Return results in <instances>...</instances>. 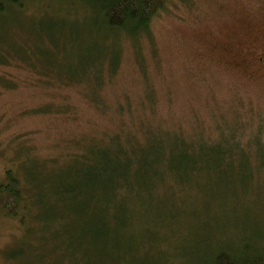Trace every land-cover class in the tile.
Listing matches in <instances>:
<instances>
[{"label":"rangeland","instance_id":"1","mask_svg":"<svg viewBox=\"0 0 264 264\" xmlns=\"http://www.w3.org/2000/svg\"><path fill=\"white\" fill-rule=\"evenodd\" d=\"M92 20V12L54 0H25L22 10L0 14V182L11 169L22 188L16 215L0 209V264L99 262L97 245L82 235L78 205L55 188L121 115L128 117L124 131L139 115L164 120L175 133L205 129L214 138L227 122L264 130V0H167L150 33L138 37L106 39L92 33ZM248 169L249 184L226 188L240 207L214 213L223 214L215 229L228 228L230 241L240 229L236 218L243 217L241 232L259 221L264 229V169ZM183 188L154 185L147 207L124 199L132 214L122 235L108 239L106 264H190L206 250L211 240L199 242L184 223L200 196L188 190L187 199ZM164 199L183 217L172 219L165 206L155 214Z\"/></svg>","mask_w":264,"mask_h":264},{"label":"trees","instance_id":"2","mask_svg":"<svg viewBox=\"0 0 264 264\" xmlns=\"http://www.w3.org/2000/svg\"><path fill=\"white\" fill-rule=\"evenodd\" d=\"M24 1L0 0V14L11 8L22 10ZM54 1L92 12L90 30L96 29L92 33H101L106 39L112 35L138 37L149 34L152 21L167 3V0ZM88 52V56L93 57V50ZM114 74L110 75L113 77ZM104 75L101 71L96 76L101 81L99 85L104 83ZM102 87L103 84L99 87L100 92ZM151 102L154 108L150 112L153 113L155 102ZM136 118L138 124L131 120L130 131H124L128 127L126 115L116 118L112 128L103 129L109 132L100 137L98 147H86L78 168L72 165L68 173L57 178L60 185L55 191L70 196L72 208L75 203L78 205L76 212L83 218L82 235L89 237L91 245H97L95 253L99 262L89 264H106L109 260L106 256L109 252L108 239L113 235L121 236L120 230L128 225L131 212L126 208L124 199L134 196L138 205L147 207L156 195L154 185L168 186L170 182L184 187L181 191H185V198L189 196L186 194L188 190H195L196 196L201 199L195 203L197 206L194 204L184 212V223L193 225V235H197L199 242L201 239L211 241L206 250L191 256L190 264H264V229L260 221L247 224L241 232L243 217L236 218L240 229L236 239L230 241L226 234L228 228L215 229L223 214H214L223 212L226 206L234 211L243 202L237 195L227 197L230 193L226 190L227 184H249L253 177L251 170L248 174V167L259 165L264 169V130L257 126L254 130L253 127L247 128L242 121L234 124L227 122L225 132L220 129L223 132L220 131L219 136L214 138L217 133L205 129L203 134L193 130L172 132L164 120H156L151 115ZM152 120L164 121L165 126ZM5 174V180L0 182V209L14 216L21 200V181L11 169ZM78 197L81 198L77 200ZM169 200H162L153 212L156 214V209L165 206L172 219L177 218V213L183 217L184 210L177 211L179 208H175ZM91 209H96V213L86 216ZM111 221L115 222L116 230ZM201 232L207 233L206 238L201 237ZM116 256L119 260L120 256Z\"/></svg>","mask_w":264,"mask_h":264}]
</instances>
